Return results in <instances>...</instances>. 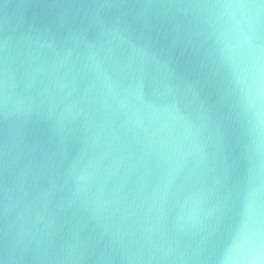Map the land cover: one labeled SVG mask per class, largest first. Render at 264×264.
Returning <instances> with one entry per match:
<instances>
[{"label":"water","instance_id":"95a60500","mask_svg":"<svg viewBox=\"0 0 264 264\" xmlns=\"http://www.w3.org/2000/svg\"><path fill=\"white\" fill-rule=\"evenodd\" d=\"M152 2L197 3L201 0H0V100L5 94L4 69L7 67L8 107L16 113L6 120L0 108V195L6 167L9 185L20 183L22 179L26 185L32 177L35 187L31 195L35 196L47 184H58L63 179L64 169L74 161L77 171L88 166V175L81 184L89 197L102 203L101 222L109 233L118 231L123 237L111 264H183V259L189 257L194 258V264H248L245 258L235 252L230 254L229 250L237 233L257 219V209L251 214L248 208L249 190L264 181V172L257 177L258 154L251 143L255 132L249 135L245 122L239 120L225 137L228 150L236 161L230 181L231 201L226 215L217 225V209L222 195L215 185V177L220 171L216 158L217 131L223 112L229 111L228 107L219 109L217 85L227 93L233 111H238L239 93L231 85L226 60L220 58L221 48L215 47L211 40L204 43L203 49L194 37L174 46L171 22L159 18L136 21L133 13L125 15L123 11H111L107 16L112 26H128L136 37H151L158 83L145 82V103L137 105L141 108L142 128L127 130L130 113L126 110L111 117V108L98 113L90 104L89 118L77 120L65 152L52 138L49 123L36 119L37 111L47 112L53 105L63 106L83 97L85 82L89 90L94 85L91 77L85 76L81 70L88 51L82 47L76 49L69 62L62 65L59 61L64 52L59 48L40 47L39 43L44 42L45 28L55 25L52 34L57 40L67 35L69 28H83L87 39L95 41L98 30L89 28L92 20L90 16L86 18L88 6ZM178 19L184 24L190 18ZM62 24L64 29L57 30ZM195 27L194 22L191 28L195 30ZM112 38L119 41L121 34L113 32ZM205 52L211 53L213 67L219 65L218 72H213L215 80L208 77L210 67ZM108 55L110 66L106 64L101 72L106 71L115 79L116 70L121 67L118 50ZM227 55L225 52L224 56ZM152 74L154 72L150 76ZM119 78L127 84L126 75L121 74ZM61 84L65 85L63 91L59 87ZM96 84V89L89 92L93 97L103 95L105 91L102 76ZM168 85L173 86L172 92H168ZM110 103L116 107L115 99ZM29 106L33 116L24 122L19 114ZM86 135L98 137L90 150L82 143ZM9 137L13 141L22 140V144L12 147L6 160L5 143ZM233 145H236L234 150ZM260 151L264 152V138ZM166 157L172 164L165 167L181 165L178 179L163 203L158 197L146 200L163 171L159 161ZM22 172L29 176L25 179ZM144 184L148 186L142 187ZM64 194L58 193L57 198ZM257 204L264 221V188L260 190L255 207ZM26 205L27 199L20 204L21 213ZM38 208L39 201H36L16 222L13 231L26 227ZM16 214L17 210L11 213L10 222L15 220ZM59 223L60 228L54 230L47 253L45 238L39 249L26 253L23 264H59L53 259H32L33 255L65 254L62 249L72 238V222L69 217H62ZM145 228L152 229L150 243L146 242L148 233L143 231ZM168 249L171 251L167 258L161 259ZM84 264H95V256Z\"/></svg>","mask_w":264,"mask_h":264},{"label":"clouds","instance_id":"9594fccd","mask_svg":"<svg viewBox=\"0 0 264 264\" xmlns=\"http://www.w3.org/2000/svg\"><path fill=\"white\" fill-rule=\"evenodd\" d=\"M86 18L91 17L92 22L89 28L95 27L98 30V36L95 41L87 39V32L83 28L68 29L67 35L57 40L52 34L50 24L43 32V43L40 47L50 49L59 48L64 52L60 58L63 65L69 62L72 53L78 49H86L89 55L83 59L81 70L85 76L91 77L94 81L93 89L87 88V82L84 83V96L63 106L57 104L51 106L47 112H36L37 120H45L49 123L52 138L57 146L67 152L69 140L75 123L79 119L89 118V105L96 107L98 113L112 109L109 116L119 115L121 110L130 113L128 118V131L140 129L143 121L139 118L141 108L145 101L143 90L146 80L158 83V69L154 70V53L151 51V37H136L130 31L128 26H112L109 23L107 14L111 11L121 12L125 15L134 14L136 21L147 22L152 18H159L171 22L174 33L173 45L183 44L185 40H192L198 43L203 49L204 43L209 40L217 48H221V60H226L230 70L231 85L238 90L239 103L236 108L241 114V121L245 122L244 127L251 135V139L257 155L256 167L257 177L264 172V152L260 151L262 138H264V4L252 3L250 0H201L197 3H142V4H122V3H102L88 6ZM165 10L156 11L152 10ZM127 10V11H125ZM174 10V11H172ZM179 17H189L186 23L181 24ZM195 22V30L191 25ZM65 25L58 26L57 30L64 29ZM113 32H119L121 38L114 40ZM202 38V40H198ZM49 39L51 42H49ZM7 41L5 42V48ZM118 50V62L121 67L116 70V77L111 78L106 71L101 72L106 64H109L110 52ZM228 55L225 57L224 53ZM206 60L213 72H218L219 65L213 67V61L210 59L211 53L205 52ZM150 76V73H153ZM121 74L126 75L127 84L119 78ZM102 76L104 94L93 97L90 91L96 89L97 79ZM83 82V81H82ZM5 94L0 100V108L3 110L5 119L15 115L14 110H10L9 97L7 95L8 70L4 69ZM60 90L63 91L65 85L61 84ZM168 92H172L173 86L168 85ZM70 95V93H68ZM115 99L116 107L113 108L110 101ZM98 106V107H97ZM149 106H151L149 104ZM24 122H28L33 112L31 106L21 112ZM108 119V117H105ZM87 132V129H85ZM96 135L85 136L82 143L85 149L90 150L96 143ZM22 140H14L9 137L5 143V158L9 155L12 147H19ZM40 147V145H37ZM91 163V162H90ZM170 158H162L159 166L163 169L159 182L152 189L151 193L145 197L146 200H152L158 197L163 203L167 194L178 179L181 165H171ZM87 165L85 168L77 171L75 162H71L64 169L63 179L58 184L53 183L40 189L35 195H31V190L35 185L31 181L25 185L24 180L15 185L8 184V168H5L4 182L2 186V195H0V220L3 226L0 227L2 234V256L0 264H23L27 259L26 253L30 250L35 252L39 249L42 239H46L48 249L51 248V237L54 230L60 228V219L69 217L72 222V238L66 242L62 251L64 255L56 253L51 255H33L32 259L45 261L53 259L64 264H84L95 256V264H111L117 247L122 243L123 237L119 232L109 233L105 224L101 222L100 209L103 206L97 199L93 200L86 193L81 180L88 175ZM26 179L29 175L22 172ZM143 179V178H142ZM144 184L142 187H147ZM261 188H264V181L259 182L255 187L251 186L259 199ZM22 189V191H21ZM65 194L57 198V194ZM142 194V193H141ZM27 199V205L24 212L19 211L22 201ZM39 201V208L35 211L26 227H20L13 231V226L17 221L23 218L24 214L31 208V205ZM257 219L255 227L260 229L264 221L260 218V206L257 204ZM17 210L15 220L10 222L11 213ZM148 233L147 243L151 242L152 229L145 228ZM33 245L35 247H33ZM171 249L164 252L161 259L167 258ZM126 259L128 257H125ZM194 264V258H184L183 264Z\"/></svg>","mask_w":264,"mask_h":264},{"label":"snow or ice","instance_id":"6c2138e0","mask_svg":"<svg viewBox=\"0 0 264 264\" xmlns=\"http://www.w3.org/2000/svg\"><path fill=\"white\" fill-rule=\"evenodd\" d=\"M252 3L264 4V0H250ZM208 77L210 80H215L216 77L211 69H209ZM217 104L220 111L228 107V112H223L220 118V124L218 126L217 137L218 146L216 150V158L219 161V174L215 177V185L217 191L222 192L219 201V208L217 209L218 215L217 225L223 220L227 213V208L231 201V185L232 171L236 161V157L231 155L228 150V144L226 141V134L228 130L239 120H241V114L239 111H233L232 106L228 103V95L222 90L221 86L217 85ZM238 144V141H237ZM236 145H233V150ZM256 194L253 189L249 190V204L248 208L251 214H255L256 207ZM211 235V233H209ZM205 237L204 239H206ZM203 243V239L201 240ZM235 252L238 256H242L248 262V264H264V223H262L259 230L255 227V223L247 225L242 231L238 232L233 240V245L229 250V253ZM231 258V256H229Z\"/></svg>","mask_w":264,"mask_h":264}]
</instances>
